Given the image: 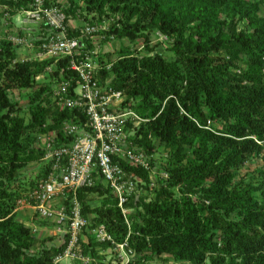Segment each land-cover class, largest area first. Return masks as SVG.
<instances>
[{
	"label": "trees",
	"instance_id": "obj_1",
	"mask_svg": "<svg viewBox=\"0 0 264 264\" xmlns=\"http://www.w3.org/2000/svg\"><path fill=\"white\" fill-rule=\"evenodd\" d=\"M36 1L0 0V18L35 10ZM40 2L43 9L63 13L65 35L79 39L81 55L97 62L99 85L122 92L120 109L144 119L137 126L129 123L127 130L149 169L120 165L141 179L138 188L150 189L152 174L156 184L147 203L138 190L129 197L125 207L134 211L126 216L128 224L99 179L78 188L75 197L88 220L79 243L88 261H76L114 264L105 261L111 243L96 242L90 232L103 224L114 243L126 242L131 249L128 264L154 258L183 264H264V15L259 14L264 0ZM77 17L103 27L97 31L101 43L126 40L128 45L120 44L115 58L96 55L95 33L83 35L84 26L69 21ZM57 33L40 21L36 48ZM138 40L143 51L132 47ZM20 45L0 36V264H53L67 245L66 234L60 245L47 246L15 219V210L18 200L27 198L32 204L29 195L51 170L35 135L52 133L54 148L71 146L87 132V120L83 109L57 104L60 86L66 85L67 96L73 97L79 85L68 57L18 60ZM51 66L54 70L48 72ZM13 90L26 93V105L11 96ZM68 122L78 131L64 134ZM158 146L163 153L157 154ZM258 158L261 166L239 175L244 164ZM33 163L39 164L37 180L26 186L24 169ZM93 196L99 205L93 204ZM71 197L63 200L67 208ZM114 260L118 264L116 253Z\"/></svg>",
	"mask_w": 264,
	"mask_h": 264
},
{
	"label": "built area",
	"instance_id": "obj_2",
	"mask_svg": "<svg viewBox=\"0 0 264 264\" xmlns=\"http://www.w3.org/2000/svg\"><path fill=\"white\" fill-rule=\"evenodd\" d=\"M32 11H25V16L31 21H45L58 31L37 46V58H57L66 56L70 69L79 78L75 96L66 94V85L60 86L57 92L58 103L67 108H81L86 117L87 132L76 137L71 146L53 147L48 142L45 159L50 161V172L46 179L38 183L29 195L36 213L41 219L57 221L64 226L67 245L62 254L54 258L53 264H61L65 260L88 259L83 257L80 248V235L87 227L88 220L80 211V205L75 197V191L84 186H93L97 179L105 185L117 200V206L125 219L129 209L125 207L129 197L136 192V185L141 182L138 176L128 175L120 163L141 167L148 170L146 155L137 150L129 141L131 131L127 130L129 123L137 126L144 119L139 118L130 109H120L124 99L121 91L110 87L100 86L96 78L97 62L90 55H81L82 45L77 38L67 37L62 23L63 13L55 7L43 9L40 0ZM99 26L86 24L82 29L83 35L96 33ZM14 43L32 47L26 39L13 40ZM77 127L72 123H64L62 132L73 134ZM166 177L165 174L162 175ZM152 187L153 183L150 184ZM71 194L67 208L64 199ZM57 199L62 202L53 208L51 203ZM96 242H110L119 259L118 264H128L133 256L126 242L116 244L103 224L95 226L90 231Z\"/></svg>",
	"mask_w": 264,
	"mask_h": 264
},
{
	"label": "rangeland",
	"instance_id": "obj_3",
	"mask_svg": "<svg viewBox=\"0 0 264 264\" xmlns=\"http://www.w3.org/2000/svg\"><path fill=\"white\" fill-rule=\"evenodd\" d=\"M62 2V5L65 6L67 4V0H60ZM0 13L3 14V9L0 8ZM260 15H264V6H261ZM70 23L72 25H83L85 26L88 24V21H84L81 18H70ZM99 26V25H98ZM99 30L103 29V27H98ZM39 30H40V22H35L31 21L28 19L24 12L17 13L13 16L10 15H5L0 18V36L1 37H9V39L16 40V39H26L27 43H31L32 47H28L26 45H20L17 47V59L18 60H32V59H37V54L38 51L36 49V45L34 44V40L36 37L39 35ZM101 35L97 34V32L92 35L91 41L94 46V53L96 55L100 54H106L110 53L113 58L117 56L118 49L120 47V44L123 45H128V42L126 40H123L122 42L119 41H109V42H103L101 43ZM158 39L159 35H158ZM153 40L157 41L153 37ZM142 40H138L132 47L134 49H137L139 51H143L142 47ZM163 44L159 45L157 47L158 51H162ZM54 69L51 66L50 68L47 69L48 72H52ZM38 79H42V76H40ZM59 84L57 85V87ZM56 90V89H55ZM54 90V91H55ZM11 96L15 98V100L19 103V105L24 106L26 105L28 101V97L25 92H19L17 90H13L11 92ZM52 101L54 104L57 103L55 100L54 94L52 95ZM60 107H62L59 103H57ZM56 104V105H57ZM49 122V121H48ZM53 134L52 133H41V134H36L35 135V142L36 144L40 145L41 147H45L48 142H53ZM156 143V142H155ZM157 154L163 153L162 147L158 146L157 149ZM162 159V157L158 158ZM262 165V161L260 158L254 159L246 164H244L241 169L238 171L240 176L247 175L250 172H254L256 168ZM39 164L38 163H33L28 165L24 171L25 176L23 178V184L26 186H30L31 183L35 182L37 180V173L39 171L38 168ZM141 182H138V184H141ZM153 183L154 186L152 187L150 184ZM138 184L136 185V191L141 195L142 201L144 203H147L149 200L152 199L153 193L150 192L149 190L156 187V184L154 183V177L153 174L151 175L150 182L148 184V187L150 189L145 190L142 187L138 188ZM30 192L24 191L23 194H29ZM26 195V196H27ZM25 196V197H26ZM99 198L97 196H93V204L94 205H99ZM138 210L141 211L142 207H138ZM129 211H134V209H130ZM29 216V218H28ZM28 218V220H26ZM15 219L19 222H26L32 233L38 238V239H44L46 241L47 246H58L61 244L63 240V230L59 231L57 229V226H53L51 223L52 220L48 219H41L40 216L36 213L34 207L32 204H30L29 200L27 198H24L22 200H18L17 202V207L15 210ZM42 223V224H41ZM48 224V227L45 226ZM114 253L115 251L108 249L106 251L105 255V261H112V263H116V260H114ZM62 264H79L76 260H65L62 262ZM146 264H183L176 262L172 260L171 258H154L150 261H147Z\"/></svg>",
	"mask_w": 264,
	"mask_h": 264
},
{
	"label": "crops",
	"instance_id": "obj_4",
	"mask_svg": "<svg viewBox=\"0 0 264 264\" xmlns=\"http://www.w3.org/2000/svg\"><path fill=\"white\" fill-rule=\"evenodd\" d=\"M61 202H62L61 199H57V200L53 201V202L51 203V205H52L53 208H56V207L59 206V204H60ZM28 218H29V216H28ZM28 218H27L26 220H28ZM21 222H22V221H21ZM23 223H24L25 225L29 224V222H28V223L23 222ZM51 223L53 224V226H54V225L57 226V229H58L59 231H62V229L64 228V226L61 225V224H59L57 221H55V219H53ZM27 226H28V225H27ZM45 226L48 227V224L45 225ZM63 231H64V230H63ZM63 231H62V232H63ZM63 233H64V232H63ZM82 238H84L83 235H82Z\"/></svg>",
	"mask_w": 264,
	"mask_h": 264
}]
</instances>
